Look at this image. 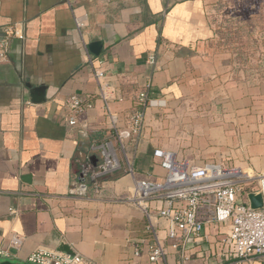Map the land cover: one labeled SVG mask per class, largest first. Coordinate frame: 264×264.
Here are the masks:
<instances>
[{
    "label": "crops",
    "instance_id": "0c3cea01",
    "mask_svg": "<svg viewBox=\"0 0 264 264\" xmlns=\"http://www.w3.org/2000/svg\"><path fill=\"white\" fill-rule=\"evenodd\" d=\"M76 18L84 21L82 28ZM213 37L207 0H0V45L9 40L8 51L0 54V246L8 245L12 232L24 236L7 260L26 263L43 248L78 252L85 259L79 264H152L146 249L158 236L167 264H264V255L235 257L225 241L230 225L216 221L176 249L167 237L168 221L157 214L160 201L149 200L147 211L127 201L135 179L164 174L153 155L158 146L144 137L145 128L139 138L125 141L135 175L110 173L99 191L79 176L81 162L99 161L93 143H117L94 68L118 89L120 98L111 106L120 127L141 108L138 96L148 82L152 98L172 105L194 93L225 96L226 122L206 124L198 143L236 158L228 163L218 155L212 161L264 176V78L235 82L229 60L209 50ZM98 40L103 46L95 55L89 45ZM37 87L45 89L41 102L31 93ZM72 95L92 103L74 126L65 104ZM200 109L217 110L206 104ZM245 186L241 200L247 202L258 179ZM136 245L144 250L141 256L134 253Z\"/></svg>",
    "mask_w": 264,
    "mask_h": 264
},
{
    "label": "built area",
    "instance_id": "2783aa9c",
    "mask_svg": "<svg viewBox=\"0 0 264 264\" xmlns=\"http://www.w3.org/2000/svg\"><path fill=\"white\" fill-rule=\"evenodd\" d=\"M78 28L85 23L76 18ZM14 35L20 31L14 29ZM9 40L3 39L0 54L4 56L8 51ZM88 63L94 67V62L86 44ZM150 62H156L155 56ZM98 83V96L103 101V110L111 126L115 130L117 143L110 138L96 141L92 149L99 153V161L94 163L86 160L80 163L79 176L82 180L91 181L95 190L101 189V179L118 170H125L135 175L134 161L125 151V141L139 138L145 128L146 110L151 106H161L165 101L152 98V83L138 96V109L125 127L118 126V114L112 109V102L119 99L118 89L106 79L102 69L94 68ZM68 109L70 125L80 124V117L92 103L80 95H72L65 102ZM121 153L123 156L121 157ZM163 169V176L156 180L150 178L135 179L126 197L127 201L138 205L145 211L149 200H157L162 205L157 208L158 216L168 221L167 237L172 241V247L181 249L193 236H199L210 221L230 225V232L226 243L231 247L233 255L239 259L264 255V206L253 208L249 201L241 200L245 190L244 184L252 179H258L257 193L264 196V176L251 175L240 167L227 165L218 161H205L193 164L182 159L171 150L156 148L153 153ZM10 213L18 212L14 207ZM149 219L152 216L147 213ZM151 228V226H150ZM24 242V236L12 232L8 237V245L0 246V257L10 259L11 248L19 249ZM152 264H167V248L158 236L146 249ZM135 255L144 253L140 245L135 246ZM85 259L78 252L49 251L37 248L32 251L25 262L28 264H79Z\"/></svg>",
    "mask_w": 264,
    "mask_h": 264
},
{
    "label": "rangeland",
    "instance_id": "374dc122",
    "mask_svg": "<svg viewBox=\"0 0 264 264\" xmlns=\"http://www.w3.org/2000/svg\"><path fill=\"white\" fill-rule=\"evenodd\" d=\"M207 8L214 29L209 50L229 60L235 82L247 80L256 83L262 80L264 0H207ZM225 99V96L217 98L212 94L199 97L194 93L179 100L177 105L165 101L161 106H151L146 111L144 137L192 163L218 160L221 157L216 156H223L224 153L198 143L196 137L203 135L208 126L206 124L220 125L226 122L228 113ZM202 104L213 105L217 110L200 109ZM203 124L206 125L205 128ZM233 156L234 153H225L221 159L230 163L236 160ZM241 169L254 175L252 170L244 167ZM245 184L244 187H247ZM3 261L5 260L0 257V264Z\"/></svg>",
    "mask_w": 264,
    "mask_h": 264
},
{
    "label": "water",
    "instance_id": "95a60500",
    "mask_svg": "<svg viewBox=\"0 0 264 264\" xmlns=\"http://www.w3.org/2000/svg\"><path fill=\"white\" fill-rule=\"evenodd\" d=\"M102 46H103V42L98 40V41L91 42L89 45V48L93 54L99 55L101 53ZM31 93H32V96L35 102H41L46 99L45 89L43 87L32 88ZM248 198L253 208L257 209V208H261L264 206V196L261 193L250 192L248 194ZM1 264H28V263L13 262L11 260H5Z\"/></svg>",
    "mask_w": 264,
    "mask_h": 264
}]
</instances>
